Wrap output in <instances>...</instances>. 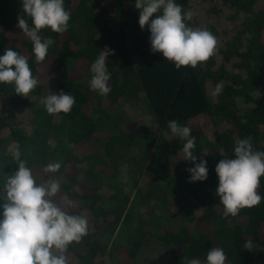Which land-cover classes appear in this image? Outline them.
Masks as SVG:
<instances>
[{"label":"trees","instance_id":"16d2710c","mask_svg":"<svg viewBox=\"0 0 264 264\" xmlns=\"http://www.w3.org/2000/svg\"><path fill=\"white\" fill-rule=\"evenodd\" d=\"M176 2L193 12L187 21L190 27L207 29L219 40V54L196 69L177 70L161 53L151 52L150 31L139 25L135 0H65L72 12L69 30L64 34L41 31L42 37L55 43L46 60L37 64L32 42L16 27L17 17L22 15L17 10L21 0H0V55L11 48L26 56L40 81L29 97L17 95L14 85L0 84V163L5 167L3 174L11 175L18 169L12 153L29 144L30 152L21 159L27 161L37 182L62 180L60 193L75 208L61 207L86 216L89 222L88 234L68 249L69 264H108L113 250L108 243L96 241L100 225L133 220L131 195L125 193L119 199L117 182H124L118 177L122 161H136L144 137H126L121 132L110 136L104 142V157L95 147L100 123L112 120L114 113L122 114L128 105L129 117L135 115V108H143L152 117L149 129L155 134L148 138L153 152L148 150L149 158H140L145 165L139 174L141 182H145L144 188H151L150 193L140 188L137 198L148 200L156 190L169 193L170 204L184 225L177 231L167 227L161 233L159 219L169 212L160 214L158 208H151L139 220L143 228L139 238L129 239L127 249L117 254L119 261L135 264L149 232L145 222L154 216L148 226L170 248L175 264H186L191 258L206 264L207 252L213 247L224 250L226 264H264L260 249H264V199L241 210L237 217H225L215 192L219 183L215 167L223 158H234L237 140L250 139L255 150L264 151V0ZM106 47L115 53L106 61L111 91L94 103L79 82ZM217 83L223 88L213 95ZM48 89L75 97L70 114H48L41 103ZM169 120L192 130L197 163L199 158L207 160L206 181L190 182L187 169L195 165L179 156L184 141L161 134ZM64 123L68 125L60 135ZM7 142L8 150L2 155ZM57 161L62 164L58 173L43 172L48 163ZM130 178L138 184V176ZM0 180L5 182V178ZM258 193L264 197V177ZM249 240L251 251L244 247Z\"/></svg>","mask_w":264,"mask_h":264},{"label":"clouds","instance_id":"9594fccd","mask_svg":"<svg viewBox=\"0 0 264 264\" xmlns=\"http://www.w3.org/2000/svg\"><path fill=\"white\" fill-rule=\"evenodd\" d=\"M21 6L23 14L17 17L16 27L30 39L35 62L41 64L55 43L50 37H42L41 31L66 33L72 12L65 7V0H21ZM135 7L139 10L141 29L150 31L151 52L161 53L177 70L196 69L219 54L218 38L207 29L190 27L187 21H191L193 12L185 11L176 0H135ZM114 54V50L106 47L91 64L89 88L100 96H107L111 91L106 61ZM0 84L14 85L17 95L29 97L40 81L33 75L26 56L6 48L0 55ZM222 88L223 84L217 83L213 95H219ZM41 103L50 115L70 114L76 100L60 91L43 97ZM191 131L178 121L169 120L167 130L161 134L166 139L171 134L184 141L179 156L195 165L187 169L190 182L206 181L207 160L199 158L197 163L196 138ZM233 152L234 158H223L215 167L219 180L215 192L225 217H237L241 210L253 208L264 199L258 193L264 177V151L255 150L250 139H239ZM12 156L18 169L7 175L0 186V200L4 201L3 219H0V264H69V247L80 243L88 234L87 217L70 213L56 203L54 198L61 192V179L49 178L38 183L27 161L21 159L20 151H14ZM61 167L60 162H51L43 172L55 174ZM60 200L67 208H75L67 196H61ZM244 247L251 251L252 241H247ZM226 260V253L220 247L207 252L206 264H226ZM186 264H202V261L191 258L186 259Z\"/></svg>","mask_w":264,"mask_h":264},{"label":"rangeland","instance_id":"374dc122","mask_svg":"<svg viewBox=\"0 0 264 264\" xmlns=\"http://www.w3.org/2000/svg\"><path fill=\"white\" fill-rule=\"evenodd\" d=\"M17 10L22 13V6H18ZM78 29L80 31L82 28L79 27ZM91 75V72L88 71L79 83L89 94L90 100H92L94 103H97L102 96H100L97 92L90 90L88 82L91 79ZM53 93L54 90L48 89L45 96ZM128 106H125L124 109H122V114L114 113L112 120L100 123V140L95 146L96 152L100 156L104 157V142L108 137L119 134V132L124 134L126 137L132 135L144 137L143 147L140 145V152L137 157H135L136 161L134 160V162H129L128 159L127 161H122L118 177L123 178L124 182H117V184L121 187V190L117 191L119 199H122L125 193H129L131 195L132 202L130 205L135 207L134 209L131 207L133 220H130L127 224L123 222L120 224H110L109 222L103 223L100 225V229L96 236V241H98L99 243H108L111 250H113V259H108V264H122V262L119 261L117 254L122 249H127V247L129 246V239L136 240L139 238V231L142 228L139 224V220H141V217H143L142 215H144V217L146 216L145 213L149 214L150 210H152L151 208H158V210H156L160 212V214H162L164 210L169 212L166 214V216L160 217L159 219L161 225L159 226L158 231H160L161 233H165V231L167 232V227H170L174 231H177L184 225L183 219L180 220V215L177 216L175 214V210L172 204H170L171 198L168 197L169 193H162L159 190H156L153 193V196H151V198H149L148 200L139 197L137 198V196H139L140 188L143 190V192H146L147 194L150 193L151 188L149 186H146V188H144L145 182H141L142 176L139 174L144 171L145 165L140 163L142 161L140 158H143L144 155L145 157H148V150L150 151V154L153 152L154 148H150L148 138H153L155 134L152 132V130L149 129L151 128L153 122L152 117L150 115H146L147 113H145L146 111H143V108H135L133 110L135 115L129 117L128 114L131 112V110L130 106ZM67 125L68 123L62 124L59 130L60 135L63 134L64 128ZM155 128L156 125H154V130ZM8 145L9 142L5 144L3 150L1 151L2 155L6 154ZM18 150L20 151L21 156L26 155L30 152L29 144L22 145ZM4 169L5 167H2V164L0 163V179L6 178L7 176L3 174ZM134 175L135 177L138 176V184L132 182L130 178V176ZM103 180L107 182L108 178L106 176H103ZM3 183L4 182L0 180V186H2ZM62 195L63 194L59 193L57 197L54 198L56 203L60 204V206L63 205L60 200V197ZM164 201L167 203H164ZM131 208L129 209L130 211ZM173 210L174 213L172 212ZM2 213L3 208L0 203V219H3ZM149 218L150 221H152V218H154V216H152V218L151 216L148 217L147 221L145 222V230L149 232L144 238L143 247L137 256L135 264H175L174 255L170 248L165 246V244L159 240L158 236H156L157 234L152 231V227L148 226V223L150 222ZM161 226H163V228ZM260 249L264 254V249Z\"/></svg>","mask_w":264,"mask_h":264}]
</instances>
